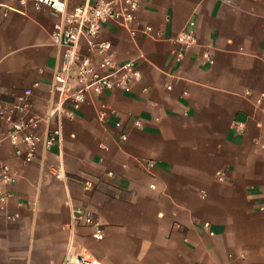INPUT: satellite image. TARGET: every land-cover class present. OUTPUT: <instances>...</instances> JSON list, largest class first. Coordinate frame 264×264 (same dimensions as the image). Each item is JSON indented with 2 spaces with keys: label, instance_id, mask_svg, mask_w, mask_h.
Masks as SVG:
<instances>
[{
  "label": "crops",
  "instance_id": "0c3cea01",
  "mask_svg": "<svg viewBox=\"0 0 264 264\" xmlns=\"http://www.w3.org/2000/svg\"><path fill=\"white\" fill-rule=\"evenodd\" d=\"M136 16L135 35L114 22L99 35L116 63L135 60L131 89L92 91L53 113L61 15L0 0V97L15 103L32 88L16 118L40 117L39 132L62 138L32 162L25 145L0 143V166L17 178L0 209V264H63L68 249L96 264H264V0H143ZM190 25L197 44L178 59L173 38ZM77 208L103 223V239L73 225Z\"/></svg>",
  "mask_w": 264,
  "mask_h": 264
},
{
  "label": "built area",
  "instance_id": "2783aa9c",
  "mask_svg": "<svg viewBox=\"0 0 264 264\" xmlns=\"http://www.w3.org/2000/svg\"><path fill=\"white\" fill-rule=\"evenodd\" d=\"M22 3L32 1L36 6H49L60 13L61 18L54 24L51 32L52 43L64 48V57L58 68L53 73L52 88L60 94V105L54 109L58 112L64 102L71 99L73 109H79L92 91L100 93L105 89L121 87L131 89L133 81L141 76L135 60L116 63L113 59L112 44L109 41L99 40L103 25L107 22L117 23L135 35L139 30L136 27L137 11L143 0H86L73 9H69L66 0H20ZM8 9L14 7L7 6ZM146 34H151L153 27L145 25L142 29ZM85 38L90 51H95L99 58L98 64L87 55L81 53V39ZM173 42L177 45L175 54L182 59L185 50L197 44L195 28L190 25L186 30L178 33ZM37 86V84H35ZM33 89L28 88L18 102L8 104L0 97V120L9 124L6 136L0 134V143L9 139L14 145L26 146L25 162H32L37 157L40 144L50 148L54 145L61 147V132H48L43 134L38 131L41 123L40 117H30L27 120L17 119L18 113H26L32 103ZM105 118L104 113H100ZM126 140L127 135H122ZM61 177V173H56ZM111 174V173H109ZM222 178V175H220ZM17 178L7 164L0 166V209H4L10 197L6 189L13 185ZM92 183H85V188L90 189ZM84 222L93 227L92 236L96 239L105 237L103 223L95 219L84 209H74L72 213L73 225ZM207 225V224H206ZM63 264H96L94 258L86 251L68 249L65 253Z\"/></svg>",
  "mask_w": 264,
  "mask_h": 264
}]
</instances>
